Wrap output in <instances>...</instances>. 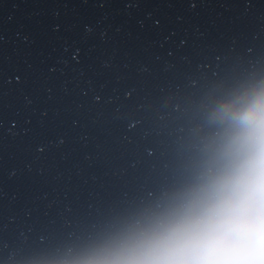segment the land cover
Masks as SVG:
<instances>
[{"label":"clouds","instance_id":"obj_1","mask_svg":"<svg viewBox=\"0 0 264 264\" xmlns=\"http://www.w3.org/2000/svg\"><path fill=\"white\" fill-rule=\"evenodd\" d=\"M187 178L44 264H264V78L208 102Z\"/></svg>","mask_w":264,"mask_h":264}]
</instances>
